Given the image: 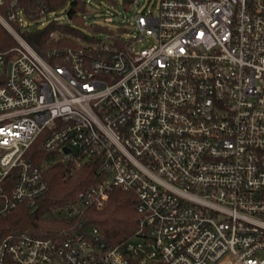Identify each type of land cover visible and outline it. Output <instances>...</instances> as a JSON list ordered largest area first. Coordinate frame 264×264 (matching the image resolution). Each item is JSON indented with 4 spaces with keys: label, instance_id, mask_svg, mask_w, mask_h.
Listing matches in <instances>:
<instances>
[{
    "label": "built area",
    "instance_id": "2783aa9c",
    "mask_svg": "<svg viewBox=\"0 0 264 264\" xmlns=\"http://www.w3.org/2000/svg\"><path fill=\"white\" fill-rule=\"evenodd\" d=\"M57 1L0 0L16 42L0 51V220L50 190L36 143L104 181L55 238L5 237L0 264H264V0H162L133 23L155 42L140 52L136 37L44 57L25 34L59 22ZM115 188L139 219L110 247L84 217Z\"/></svg>",
    "mask_w": 264,
    "mask_h": 264
},
{
    "label": "trees",
    "instance_id": "16d2710c",
    "mask_svg": "<svg viewBox=\"0 0 264 264\" xmlns=\"http://www.w3.org/2000/svg\"><path fill=\"white\" fill-rule=\"evenodd\" d=\"M68 23L54 22L47 29H37L25 34L28 43L42 56L48 53L63 51L66 48H78L84 45H101L104 41L93 34L105 35L113 39L110 42L116 48L124 50L130 44L117 32L126 30L111 29L107 24L91 21L87 0H58L51 4L52 11L66 8ZM89 22L94 23L97 30L91 29ZM60 36L51 37L53 31ZM16 42L12 36L0 25V51L8 52ZM50 63L55 58L48 59ZM29 156L34 160L48 180L50 190L39 199L37 208H31L23 203L9 216L0 220V242L11 234L26 232L42 239L55 238L64 229L70 228L75 221L58 216L68 205L75 203L78 193L104 181L103 175L98 172L97 163L86 161L83 166L76 169L71 162L62 161L58 154L45 153L40 143H36L30 150ZM84 219L95 225L103 241L110 247L130 240L138 229L139 214L135 207L134 195L121 188H115L106 206L102 209H90ZM12 264V263H11Z\"/></svg>",
    "mask_w": 264,
    "mask_h": 264
},
{
    "label": "rangeland",
    "instance_id": "374dc122",
    "mask_svg": "<svg viewBox=\"0 0 264 264\" xmlns=\"http://www.w3.org/2000/svg\"><path fill=\"white\" fill-rule=\"evenodd\" d=\"M161 1L162 0H90L88 3L89 13L87 14V17L91 21H97V24L100 26V23H105L114 30L126 28V30L117 32V35L124 39H132L136 37L143 38L142 41H137L134 45V50L140 52L142 49L154 45L155 42L152 38L144 37L141 34V31L133 26V23H135L136 18L142 14L150 15V13H153L154 15H157ZM69 8L70 3H68L66 8L60 9L58 12L54 13L53 16L61 23H68L69 19L67 11ZM91 23L92 22H89V24ZM94 23L96 22H93L89 27L93 30H97L96 28L100 26L94 27ZM36 28L38 27H31V29L35 30ZM53 32L55 33L54 37L57 39L60 36V33L57 32V30H54ZM88 33L90 36L95 35L96 37H100L105 43L113 42V39L103 34H93L89 30ZM57 214L59 213L57 212ZM58 216H60V214ZM141 241L142 239L140 238L133 239V242L135 243H141Z\"/></svg>",
    "mask_w": 264,
    "mask_h": 264
},
{
    "label": "water",
    "instance_id": "95a60500",
    "mask_svg": "<svg viewBox=\"0 0 264 264\" xmlns=\"http://www.w3.org/2000/svg\"><path fill=\"white\" fill-rule=\"evenodd\" d=\"M66 150H67V149H66ZM66 153H69V150H67Z\"/></svg>",
    "mask_w": 264,
    "mask_h": 264
}]
</instances>
